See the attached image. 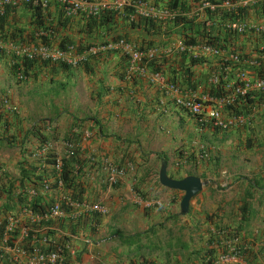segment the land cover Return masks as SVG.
<instances>
[{"label": "crops", "instance_id": "crops-1", "mask_svg": "<svg viewBox=\"0 0 264 264\" xmlns=\"http://www.w3.org/2000/svg\"><path fill=\"white\" fill-rule=\"evenodd\" d=\"M252 7L241 20L249 25L264 24L261 6L255 4ZM59 9L56 0H48L44 15L49 14L51 19ZM29 15L28 10L17 8L11 12L10 19L14 26L24 27L30 34ZM70 21L65 34L78 38L79 18ZM234 36L236 38L231 43L245 54L259 52L264 43V35L246 33ZM177 39L176 36L163 38L162 48ZM0 47L4 49L5 45L0 44ZM178 58L176 54L167 57L164 68H174ZM88 63L91 72L73 67L64 71L35 66L32 69L35 77L17 82L10 74L7 60L0 58V222H6L0 234V264H23V252L28 245L27 232L35 234L45 228L49 232L47 243L64 245L65 264H129L139 261L155 264L159 256L153 253V257L149 256L146 249L138 254H133L132 250L127 256L120 255V259L116 252L126 248V243L147 246V241L152 238L156 242L180 238L183 244L190 243L191 252L212 246L225 247L224 243L234 235L247 241L262 238L264 149L257 144L264 139L263 107L247 105L240 110V115L246 117V124L230 130L227 143H234L232 149H175L181 144L183 133L190 128L187 124L198 125L195 117L175 107L170 97L147 77L127 79L116 52L109 55L107 62L101 58L92 62L88 59ZM73 71L83 77L80 86L75 85L73 79L67 80L66 75ZM244 71L253 77L254 68ZM194 72L195 80L199 79L197 71ZM55 75L66 82L61 81L67 85V90L63 88L66 96L63 103L70 107L68 110L60 106L57 92L43 94L44 89H52L54 84L57 90L62 87L54 81L58 79ZM164 75L169 78V71ZM177 80L178 77L175 82ZM88 104L98 105L100 110H92L93 114L97 112L96 116L83 113V118H89L82 121L77 114L82 113L78 108ZM49 105L56 108H49ZM42 119L48 121L46 127L39 121ZM39 126L48 135L45 144L37 147L38 141L30 132ZM69 129L78 135L75 152L86 160L78 176L82 185L79 201L74 202L101 206L103 213L81 210L73 218L72 207L69 206V211H63L61 207L67 205L70 191L60 182V185L56 183L57 187L53 186L51 164L45 161V157L53 153L55 158L62 159L65 154L63 137ZM248 140L252 144L250 149H234L237 143L244 148ZM199 153L203 155L200 157ZM163 157L167 159L166 163ZM161 162L166 164L165 171L170 178L191 175L205 182L189 201L188 210L183 215L178 212L182 193L161 187L157 181ZM104 163L123 171L116 184L108 185L105 181ZM27 165L34 169L28 172ZM38 167L47 169L43 174ZM25 174L28 175L21 179ZM53 174L56 176L55 170ZM39 175L41 177L37 180ZM30 190L36 195H30ZM133 194L142 200H159L160 205L137 203ZM8 196L12 197L11 202H8ZM17 196L24 198L18 199ZM30 203L47 207V210L57 203L62 214L56 219L45 215L40 218V214L28 210ZM9 221L10 226L6 229ZM209 235L216 237L215 244L209 243ZM36 244L41 246L39 241ZM13 248L22 253L13 251ZM170 248L176 250L175 264H189L192 260L187 258L182 246ZM163 260L161 264H169L170 257Z\"/></svg>", "mask_w": 264, "mask_h": 264}, {"label": "trees", "instance_id": "trees-1", "mask_svg": "<svg viewBox=\"0 0 264 264\" xmlns=\"http://www.w3.org/2000/svg\"><path fill=\"white\" fill-rule=\"evenodd\" d=\"M206 0H168V8L175 9L176 12L187 13L193 7L198 5L200 2ZM211 2H216L220 0H208ZM260 6V5H259ZM254 7V5H253ZM252 7V8H253ZM17 8L26 9L30 12L29 15V26L31 27L30 34L25 31L24 27L17 28L14 26L10 19L11 12ZM251 8V9H252ZM256 8V7H255ZM260 13L264 14V7L261 6ZM45 10H41L38 6H32V4L28 2H23L13 6H5L3 8V13L0 15V44L3 45H11V46H31L37 43L42 45H50L53 44L57 48L63 50L66 48H72L75 53H79L84 48L97 46V45H109L119 41H122L127 44L134 45L138 50H147L152 47H161L163 46V38L166 40L169 36H176L181 43L187 47H198V46H211L213 48H217L222 52V54H230L235 53L239 56L240 61L238 63L231 62L229 59L225 58H213V63L211 60H206L204 58H196L192 56H188L186 53L181 55H177L178 64L174 66L172 69L164 68L166 60L163 57L154 56L150 60L147 61V68L150 71L166 73L169 71V78L167 80L176 84L178 87L189 89L193 91H198L201 89L199 93L206 92L211 97L223 96L229 90H224V84L228 82V80L233 81L234 86H238L237 80L234 78L235 72L244 71L246 68H254L253 77L255 79L264 80V49L261 51H255L254 53H242L239 49L235 48L233 45V40L236 36L231 35L228 32H224L221 28V22L229 19L231 17L234 18H243L246 16L249 9L246 8H238L233 13L223 12L217 9L214 13L209 15V13L204 16V19H196L194 16L187 18L184 16H176L172 21H154L149 18L144 17H135L132 20L129 19L128 15L131 12L130 9H124L120 13H115L111 11L101 12L97 17H79V26L78 30V38H74L72 36L69 37L68 34H65V28L69 27L70 20L63 15L62 9H59L55 17L49 19V14L44 15ZM207 19L211 20V25L206 26L204 21ZM8 24V27H5ZM40 32V35L37 33ZM107 54H106V53ZM103 54H96L92 56L93 59H101L107 62V59L110 54H113L111 51H105ZM258 52V53H257ZM117 53V52H116ZM106 54V55H105ZM120 61L122 62L123 67L125 68V58L120 54ZM0 58L7 60L10 74L17 81L22 82L27 79H31L35 77V73L32 69L37 66L40 68H48L49 70H55L56 68H60L64 71L69 70L71 67L65 64H59L56 62L49 61H39L37 58L29 59L23 55H18L8 47L2 49L0 47ZM245 60H252L256 63V67H251L247 65ZM88 62L79 63L74 67L82 68L83 70H87V72H91L92 70L88 66ZM204 64H207V74L206 78L202 81L200 79L195 80V68H200ZM179 74V75H178ZM19 75V79L17 76ZM178 75V76H176ZM178 77L177 82H175L176 77ZM213 76H217V82L215 84H208V79ZM236 100L233 103V106H229L231 112L236 116L241 114V109L247 105H254L255 107L260 108L264 105V91H249L243 97L238 96L235 98ZM42 123L43 127H46L48 123L47 120H39ZM42 126H39L37 129L32 128L30 134L36 137L38 141V146L44 145L46 141L45 131L42 129ZM202 127H207L209 130L213 132H223L220 129L212 127L208 123H201ZM54 133V132H52ZM27 134H25L26 138ZM78 135H72L68 132L63 139L69 140L72 142L71 152L68 154L66 151L64 152V156L61 159V169L59 174L55 176L53 163L55 160L54 154L50 153L46 155L45 161H48L51 164V177L54 178V182H52L54 187H57L58 182L61 183L62 187L70 191L69 201L78 200L81 193L82 185L80 183V179L78 178L81 169L84 166V156L75 152L74 149H77L74 144L77 140ZM24 139V138H23ZM22 140V139H21ZM190 158V157H188ZM162 160L166 163L164 157ZM88 162V161H87ZM89 163V162H88ZM27 171H32L34 167L31 165L26 166ZM39 171L41 170L44 174V169L38 167ZM71 171L73 173H71ZM26 175L20 177L24 178ZM41 175V174H40ZM37 177V180L40 179L41 176ZM21 183V181H20ZM12 184L10 185V187ZM10 194V191H7ZM8 194V195H9ZM18 199H23L24 197L17 196ZM12 197H7L8 202H11ZM17 199V200H18ZM27 202V201H26ZM63 211L70 209L68 205L61 206ZM47 207L41 208L40 205L35 203H30L28 210L31 213L40 214L38 215L40 218H43V215L47 213ZM208 217H211L210 215ZM4 221V220H3ZM6 222H0V234H2V230ZM219 230V228L217 229ZM14 234V233H13ZM136 237L138 235H135ZM235 236V235H234ZM47 237H49V232L47 229H41L37 233L27 232L28 245L25 248V255L28 257L32 255V251L34 249L39 250L41 252H48L53 248V244L50 242L47 243ZM233 237V236H232ZM122 239L123 237H119ZM43 239H45L43 241ZM207 240L211 245L215 244L216 237L211 235L208 236ZM244 238L242 237V241ZM43 242L41 246L36 244L37 242ZM199 250H194L197 253ZM226 248L223 246L219 247H209L204 248L200 255L194 259H192L189 264H207L210 263L213 255L217 252H225ZM258 253H262V249H257ZM64 253V251H63ZM193 253V251H192ZM234 253H238L245 257L248 261L252 262L254 260V253L250 249H242L241 246L235 245ZM196 261V262H195ZM66 262L64 261V264ZM208 263V264H209ZM129 264H146L143 261H139L136 263Z\"/></svg>", "mask_w": 264, "mask_h": 264}, {"label": "built area", "instance_id": "built-area-1", "mask_svg": "<svg viewBox=\"0 0 264 264\" xmlns=\"http://www.w3.org/2000/svg\"><path fill=\"white\" fill-rule=\"evenodd\" d=\"M30 2L32 6H38L41 10L45 9L48 0H0V15L3 13L5 6H13L23 2ZM59 3L60 9L63 11V15L68 19H75L79 17H97L101 12L111 11L120 13L124 9H130L128 17L132 20L134 17L149 18L154 21H172L176 16H184L190 18L194 16L196 19L206 16L207 13L211 16L217 9L233 13L238 8L250 9V6L255 4L264 7V0H220L216 2L203 1L193 7L187 13L176 12L175 9L168 8V0H56ZM242 19V18H241ZM240 18L231 17L221 22V28L223 31L230 33L231 35H245L246 33H252L254 35H264V24L261 25H249L244 23ZM206 26H210L211 20L204 21ZM40 35V32L37 33ZM8 47L18 55H23L29 59L37 58L39 61L56 62L59 64H65L70 67H75L79 63L85 62L96 54L104 53L105 51H117L120 53L126 61L125 72L126 75H140L148 77L149 81L158 85L163 92L168 95L174 102V105L180 110L193 117H198L203 123H208L212 127L220 129L222 131L243 126L246 124V117L242 115H234L229 106H233L235 98L238 96L243 97L249 91H264V80L255 79L249 77L245 71L235 72L234 78L239 83L238 86H234L233 81H228L224 84L223 89L229 90L223 96L211 97L206 92L199 93L197 91L184 89L180 90L175 85L165 83L163 77L159 73H148L147 61L154 56L165 57L173 53H186L192 57L202 58L209 56L212 58H227L231 62L238 63L240 58L235 53L222 54L217 48L211 46H198L187 48L181 40L177 39L175 42H171L165 48L152 47L147 50H138L134 45L127 44L122 41L109 44V45H97L88 48H84L79 53H75L72 48L59 49L55 45H23V46H11ZM264 49V43L260 48V51ZM246 64L251 67H256V63L252 60H245ZM19 79V75L17 76ZM217 76H213L208 79V84H215L217 82ZM170 93H172L170 96ZM264 109V105L262 106ZM208 116V117H205ZM207 118V119H206ZM71 132H74L71 130ZM64 150L70 154L72 142L65 140L62 142ZM92 160V158H89ZM53 168L56 172V176L61 169V160L55 158ZM104 171L106 172L105 181L108 185H114L118 182L123 174L121 169L104 163ZM60 185V183H58ZM30 195L35 196L34 190H30ZM133 200L137 203L144 204L145 206H159L160 201L153 199L142 200L139 195L133 194ZM67 205L72 207L71 215L73 218L78 216V211H94L103 213L104 209L98 205H88L83 202H70L67 201ZM76 211H75V210ZM74 210V211H73ZM62 214L59 204H53L49 207L46 215L50 219H56ZM10 222L7 228L10 226ZM264 224V222H263ZM244 238V237H243ZM45 239H43L44 241ZM235 245L241 246L242 249H250L254 253V260L252 262L245 259L244 256L234 253ZM226 248L225 252H217L213 255L209 264H264V232L262 238L255 241H247L245 238L242 241V237L233 236L228 242L224 243ZM253 247V249L251 248ZM256 247V248H254ZM261 248L262 253H258L257 249ZM64 245L54 244L53 248L48 252H41L34 249L32 255L26 256L23 260V264H64L63 251H65ZM13 251L22 253L20 249L13 248ZM25 253V252H23ZM207 263V264H208Z\"/></svg>", "mask_w": 264, "mask_h": 264}, {"label": "rangeland", "instance_id": "rangeland-1", "mask_svg": "<svg viewBox=\"0 0 264 264\" xmlns=\"http://www.w3.org/2000/svg\"><path fill=\"white\" fill-rule=\"evenodd\" d=\"M202 58H204L206 60H211V62L213 63L212 57L205 56ZM90 61L91 62L93 61L92 58H90ZM206 67H207V64H204L200 68L194 69L195 71H197L196 77L198 76L199 79L202 81L206 78V74H207V68ZM95 70H96V68H95ZM55 76H56L55 78L58 77V79H55L54 81L59 82L60 85H62V87L59 90H57V85L54 84L55 86L52 87V89H47V90L44 89L43 94H44V96H47L50 94H55L57 92V94H59L57 96V99L59 100L60 106L62 107V109L68 110L70 107L66 106L63 103V101L66 99V96L63 93H65V90H67L65 88L67 85L62 84L61 81H63L64 83H66V82H65V80L60 81L59 76H57V75H55ZM66 77H67V80H69V81H71L73 79L74 84L78 85V86H80L79 84H82V82H83L81 80V79H83L82 75L78 74L76 71H73L72 73L68 72ZM63 88H65V90H63ZM48 107L49 108H56L52 105H49ZM96 108H97V112H98L100 110V106L98 107V105L89 106V104H88L85 106H79L78 111H81L82 113H77V114H78V116L81 117L82 121L88 120L89 117H86V116H94V115L96 116L97 115V112H95L94 114L92 113V110L95 111ZM76 110H77V108H76ZM83 113L86 115L85 118L82 117ZM73 115H76V112H73ZM205 117H208V116H205ZM199 123H201V121L198 122V125H196V126H191L192 125L191 123L187 124V126H189L190 128H187V130L183 133V138L181 139L182 140L181 144L175 149H199L201 151L202 149H232L233 148L232 144H234V143H232V144H231V142H230V144L227 143L228 139H229L228 137L230 136L229 132L231 129H229L227 131L224 130L223 133L217 132L218 134H216V133H212L211 131L207 130L206 128H203L202 126H200ZM217 137H220L221 139H218ZM239 144L240 143H237L234 149H250V145H252L249 142V140H248V143L245 145L244 148L241 147ZM257 145L259 148L264 149V139L262 138ZM227 146L228 147L230 146V148H226ZM202 155H203L202 153H199L198 156L201 157ZM171 239H169L168 242H165L162 239L159 240L160 242H156V241H153V238H152V239H149L147 241V243H146L147 246L135 245V244H134V246H132L131 243H126L127 244L126 248L121 249V252L119 250L116 251L118 259H120L122 255L127 256V254L131 253L132 250H133V254H138L137 253L138 251L140 252V251L146 249V252L149 254V256L153 257L152 253L159 256L158 257L159 261H157L155 264H161L164 261L163 258H165L167 256L170 257L169 264H175L176 263V250L173 248L169 249V246H175V245H177L178 247L182 246L183 249L185 250V255L187 256V258H191V259H194L195 257L197 258L200 255V253L202 252V250L197 251L198 255L194 251L192 253L191 251H189V248L191 247L190 243L187 242L186 244H183L182 240L180 238L177 239V237H171Z\"/></svg>", "mask_w": 264, "mask_h": 264}, {"label": "water", "instance_id": "water-1", "mask_svg": "<svg viewBox=\"0 0 264 264\" xmlns=\"http://www.w3.org/2000/svg\"><path fill=\"white\" fill-rule=\"evenodd\" d=\"M166 165L161 162L158 172L157 180L161 187L179 191L182 193L178 202V212L183 215L188 210L189 201L201 190V187L205 185V182L199 180L195 176H185L181 179H173L166 174Z\"/></svg>", "mask_w": 264, "mask_h": 264}, {"label": "clouds", "instance_id": "clouds-1", "mask_svg": "<svg viewBox=\"0 0 264 264\" xmlns=\"http://www.w3.org/2000/svg\"><path fill=\"white\" fill-rule=\"evenodd\" d=\"M43 10H45V9H43ZM135 18V17H134ZM111 52H113V53H115V52H117V51H111ZM103 54V53H102ZM117 54H119L120 55V53H118L117 52ZM173 54H176V55H181V54H183V53H173ZM172 55V54H171ZM170 55H168V56H165V57H163L164 59H166L167 57H169ZM189 56V55H188ZM90 60V59H89ZM87 62H88V60H87ZM125 65H126V63H125ZM126 67V66H125ZM74 68V67H73ZM147 72L148 73H159V72H154V71H150L148 68H147ZM124 74H125V77L127 78V79H129L130 77H132V76H139V77H143V78H145L146 79V77H147V75L146 76H140V75H137V74H135V75H132V76H127L126 75V72H125V69H124ZM162 77H163V79H164V81H165V83H170V84H173V85H175L178 89H180V90H184V88H181V87H178L176 84H174V83H172V82H170L169 80H167L166 78H165V75H164V73H159ZM147 79H148V77H147ZM150 82V81H149ZM150 83H152V82H150ZM153 84H155V83H153ZM157 85V84H156ZM157 87H158V85H157ZM159 88V87H158ZM160 89V88H159ZM162 92H163V90L162 89H160ZM198 92V91H197ZM164 93V92H163ZM164 95H166L165 93H164ZM167 97H169L168 95H166ZM170 99V101L173 103V105H174V102H173V100L171 99V98H169ZM175 106V105H174ZM176 107V106H175ZM178 108V107H177ZM179 109V108H178ZM180 110V109H179ZM182 111V110H181ZM183 112V111H182ZM183 113H185V112H183ZM186 114V113H185ZM186 115H188V114H186ZM188 116H191V115H188ZM191 117H193V116H191ZM197 120H198V122H200V120H199V118L198 117H195ZM201 123H203V122H201ZM200 123V124H201ZM203 124H205V123H203ZM227 131V130H226ZM68 132L70 133V134H72V135H76V134H74L75 132H71V130L69 129L68 130ZM63 141H65L64 139H63ZM65 151V150H64ZM89 159V158H88ZM61 160V159H60ZM90 160V159H89ZM90 161H92V160H90Z\"/></svg>", "mask_w": 264, "mask_h": 264}]
</instances>
